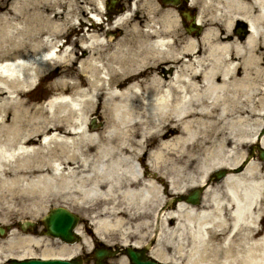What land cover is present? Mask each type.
I'll return each mask as SVG.
<instances>
[{"label":"bare ground","instance_id":"6f19581e","mask_svg":"<svg viewBox=\"0 0 264 264\" xmlns=\"http://www.w3.org/2000/svg\"><path fill=\"white\" fill-rule=\"evenodd\" d=\"M144 1L149 9L139 20L121 12L109 28L90 17L71 23L73 0H22L0 13V27L21 19L24 48L13 51L26 57L9 58L0 70L7 79L0 84V111L10 112L12 103L2 96L6 89L19 107L12 118L0 112V216L15 229L0 241V260L29 256L34 248H44L43 257L71 256L81 248L41 237L37 226L24 232L17 210L39 220L49 205L65 202L94 217L108 240L141 245L157 208L169 202L157 220L159 236L151 250L157 259L264 264V162L253 159L243 171L210 185L201 205L169 199L205 183L213 169L237 167L243 149L258 138L264 145V134L258 137L264 68L250 62L259 61L264 44V0H203L197 19L207 26L199 37L182 34L177 10H164L159 0H134L130 10L141 12ZM96 2L105 7L104 0ZM2 5L3 0L0 10ZM44 9L54 10L56 18ZM94 16L103 18L100 12ZM239 21L249 24L246 38L233 32ZM126 24L131 28L112 38ZM70 29L80 36L58 47ZM174 34L182 35L181 42H173ZM76 47L90 53L80 56ZM239 57L250 62L244 71ZM53 67L60 71L50 109L21 100L34 77ZM100 103L105 128L89 124ZM175 127L178 133L169 132ZM78 231L82 247L91 244V229L81 224Z\"/></svg>","mask_w":264,"mask_h":264},{"label":"rangeland","instance_id":"374dc122","mask_svg":"<svg viewBox=\"0 0 264 264\" xmlns=\"http://www.w3.org/2000/svg\"><path fill=\"white\" fill-rule=\"evenodd\" d=\"M73 1L75 2V7L73 9L74 10V16L71 17V19H70V22L71 23L77 21L78 18H81V17H84V19L88 20L87 15L83 14V9L82 8L86 9L87 11H89L91 9L94 10L97 7V5H98L97 2H96V0H73ZM202 1L203 0H196V3L201 4ZM0 2H2V0H0ZM21 2H22V0H3V5H2L3 7L0 10V13L7 11L9 8H13L14 6L20 5ZM64 7L65 6H63L62 8H59L58 11H63ZM140 9L143 12H147L148 9H149V6L144 1L140 5ZM126 10H128L127 7H126ZM143 12L141 14H143ZM54 13H55L54 10H50L49 11L47 9H44V14H49L50 17H52V18L55 19L56 17L54 15ZM60 16H63V14L62 13H59V15L57 17L59 18ZM133 18H135L134 21L139 20V19L136 18V14L133 16ZM0 23H1V25H4L5 24V20H1ZM21 26H22V21H21L20 18H18V19H14L12 24H9V25L1 26L0 27V61L5 60L6 58H15L17 56H22V55H20L22 53V51L21 52H14L13 51L14 49L20 50V49L24 48L23 41L25 39L18 32V29H17V28H20ZM130 28H131V26H129L128 24L124 25L123 27L120 28V30H118V33H117L116 36H122ZM74 35H76V34L72 33L71 37H73ZM33 36L34 37H37V35H34V34H33ZM112 38H116L115 37V34L112 35ZM75 50L78 52V54L80 56H87L90 53V49L89 48H82V49H80L79 47H76ZM30 52H32V51H25V54H28L29 55ZM250 62H254L253 64H257V62L254 61V59H251ZM250 62L248 64H250ZM75 66H77V64H75ZM52 69H53V70H51L52 72L50 74H48V75H45V73H46L45 71L46 70L44 72L41 71L39 73V75L35 78V81H36L38 78L40 79V77H41L40 82L37 85V87L35 89L30 90V91H26L24 93L23 97H21V100L28 101V104L30 106H42V107H45V105H44L43 102H39V101H41L39 99L40 98H44L45 96L47 97L51 93L57 92V89H56L57 86L55 85V80L58 79L60 69L59 68L56 69V67H54ZM243 70H244V68H243ZM1 78L2 79H0V84H3L4 80H7V79H4L3 77H1ZM84 88H86V87H84ZM78 90H80V89H76L75 92H77ZM2 96L4 97V99H6L7 101L11 102L12 104H10V112L9 113L6 110L5 111H0V112H2L3 116L12 118L13 115H14V110L17 109V108H19V107L18 106H15V108H14V104H13L14 103V101H13L14 100V97H12L13 94H11L8 91V89H6V91L3 93ZM98 105H100V104H98ZM101 110H102V106L100 105L95 110L96 111L95 114L91 116V119L92 120L94 119L97 128H103V126L106 124V116L103 115V113H102ZM99 112L101 113V115H100V118H97V115L99 114ZM171 131H173L174 133L175 132L178 133L180 131V128L179 127H175L173 129H170L169 132H171ZM211 132H214V131H211ZM244 151H246V154H247V150L244 149ZM214 170L215 169H213V171ZM212 172H210L208 174L206 180L209 178V176L211 175ZM164 180L166 181L167 178L164 179ZM166 185H167V182H166ZM196 185H200V184H196ZM196 185H194V186H196ZM194 186H191V187H194ZM164 204L165 203H163L161 205V207ZM59 205H60L59 202H55L52 205H49L48 208H47V210L49 208L53 207V206L55 207V206H59ZM158 210H159V208L157 209L156 212H158ZM17 211H18V215H17V218L16 219H18V220L30 219V214L23 213L21 210H17ZM45 212H46V210H45ZM156 212H155V216H153V218L150 220L151 223H152V226H149L147 228V230H145L143 232V234H144V241L146 239L148 240V238L151 235H153V233H154L155 223H156V216H157L156 215L157 214ZM91 214L94 215V212H91ZM88 222L89 223H87L86 225L89 228H92V229L94 228L96 230V228L90 222L89 219H88ZM92 222H94V224H95L96 220L95 221L92 220ZM0 223H3V224L4 223H9V218H7V217H3L2 218L0 216ZM4 226H5V224H4ZM97 232H94V233H96V235H98V236L102 235L99 232L98 233ZM7 239H8L7 232L4 235H0V241H4V240H7ZM98 239H95L94 240V238H93V232L92 233H88V240H89V242H91V244H88V245H90L91 247H92V244H94V241H96ZM116 240H118V239L117 238L114 239V240H107L106 239V243H116L117 242ZM55 244L58 245L57 243H55ZM55 244H52V245L53 246H56ZM80 245H81V243H80ZM85 247H87V246H85ZM43 249L44 248H34L33 250L31 249L30 250L31 251L30 255L42 256L43 255L42 253L44 251ZM82 250H87V248H84ZM53 251L56 252V251H58V249H55Z\"/></svg>","mask_w":264,"mask_h":264},{"label":"water","instance_id":"95a60500","mask_svg":"<svg viewBox=\"0 0 264 264\" xmlns=\"http://www.w3.org/2000/svg\"><path fill=\"white\" fill-rule=\"evenodd\" d=\"M261 157L264 158V153H261ZM226 175L225 170H221L217 173V178L221 179ZM202 189L198 188L195 192H191L187 197V200L195 203L199 202ZM48 229L54 235H62L64 238L72 237L70 225L73 222V217L68 214L67 211L59 208L57 211H53L47 220ZM57 225V226H56ZM70 233V234H69ZM150 244V243H149ZM149 245L142 250H136L129 248L127 252L131 258V264H165L157 261L154 258H150L146 251ZM113 253L112 251L99 250L96 253V264H104V258ZM84 259H74L73 261H63V260H41V259H28L23 261L13 260L11 264H83Z\"/></svg>","mask_w":264,"mask_h":264}]
</instances>
